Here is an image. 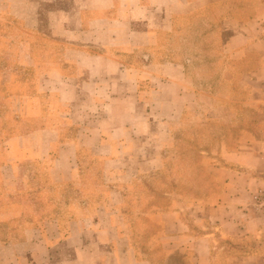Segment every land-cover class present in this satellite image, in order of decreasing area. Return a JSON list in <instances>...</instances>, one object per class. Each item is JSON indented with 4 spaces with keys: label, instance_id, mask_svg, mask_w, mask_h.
<instances>
[{
    "label": "crops",
    "instance_id": "crops-1",
    "mask_svg": "<svg viewBox=\"0 0 264 264\" xmlns=\"http://www.w3.org/2000/svg\"><path fill=\"white\" fill-rule=\"evenodd\" d=\"M0 1L24 28L46 29L42 39L58 44L57 52L43 54L42 71L58 77L65 85L61 90L71 93L65 100L72 103L63 105L82 109L85 119L68 144L78 164L87 145L90 157L103 159L105 175L114 171L130 178L159 168V141L202 138L216 141L219 163L210 169L216 191L200 196L175 193L168 212L148 215L138 210L163 228L149 235L146 244L137 235L132 242L127 224H112L110 215H123L125 204L142 199H128L122 192L127 184H111L106 187L113 190L103 198L84 200L95 203L79 218L88 221L87 227L79 221L77 231H25L21 241L0 240V264H175L176 259L180 264H261L249 253L230 254L224 245L242 232L246 178L256 168L244 158L264 156V138L255 144L250 125L242 122V112L251 108V79L264 69L243 72L240 67L256 46V19H228L224 28L232 30L226 44L230 60L223 67L232 78L223 70L204 87L192 76L189 63L194 57L170 53L161 61L156 47L165 35L176 41L190 28V17L224 0ZM26 55L33 64L32 54ZM196 108L214 118L208 123H227L229 129L210 136L177 133L176 126ZM102 216L110 219L108 227L100 222Z\"/></svg>",
    "mask_w": 264,
    "mask_h": 264
},
{
    "label": "rangeland",
    "instance_id": "rangeland-1",
    "mask_svg": "<svg viewBox=\"0 0 264 264\" xmlns=\"http://www.w3.org/2000/svg\"><path fill=\"white\" fill-rule=\"evenodd\" d=\"M1 3V242L21 241L25 231H77L80 229L79 221L87 227L88 221L79 218L85 214V209L94 207L95 203H84V200H97L106 196L108 191L113 190L106 185L127 184L122 189L124 195L130 200L142 199V202L125 204L123 215L115 212L110 215L111 221L120 228L127 224L132 242H135L137 235V240H144L146 244L149 235L163 230L148 215L168 212L172 199L177 197L175 193L200 196L218 189L210 170L212 165L219 164L216 160L218 146L211 138L178 140L176 144L159 141L160 148L156 150L160 149L161 157L155 161L159 168L140 172L139 176L130 178L129 175L121 177L114 171L105 175L102 171L103 159L90 157L87 145H83L80 150L81 162L78 164L72 157L73 148L68 144L74 141L85 119L81 114L82 109L63 105V102L72 103L65 100L67 96L70 98L71 93L62 91L65 85L58 77L44 76L42 71L43 54L57 52L58 44L42 39L46 29L24 28L18 19L1 8ZM232 17L242 21H257V25L252 27L256 46L248 58L241 62L243 72L264 68V0L212 3L202 13L190 17V28L176 41H170L165 35L156 47L158 59H167L170 53L177 57L186 54L194 57L189 63L192 76L204 87H209L216 78L221 77L223 70L228 79L232 78V72L226 71V66L223 67L230 60L226 44L232 36V30L224 26ZM28 53L34 57L33 64L26 58ZM249 90L251 108L242 112V122L250 125L253 142L257 144L263 140L264 132V69L261 75L256 78L253 76ZM191 112L186 121L176 126L180 135L210 136L229 129L227 123H223V127L213 125L214 120L208 123L214 118L199 108ZM255 150L258 152L259 148ZM255 157L244 158L245 164L250 163L256 168L251 178H246L244 191L248 202L242 205V232L235 240L224 242V245L230 254L249 253L262 264L264 156ZM114 163L116 161L111 165ZM116 165L113 167L116 168ZM131 178L133 182H125ZM139 209L148 215L138 213ZM137 216L142 221H138ZM106 221L110 224V219L102 216L100 222L104 227L106 224L108 227ZM123 243H126L124 239ZM175 264H180V260L176 259Z\"/></svg>",
    "mask_w": 264,
    "mask_h": 264
},
{
    "label": "built area",
    "instance_id": "built-area-1",
    "mask_svg": "<svg viewBox=\"0 0 264 264\" xmlns=\"http://www.w3.org/2000/svg\"><path fill=\"white\" fill-rule=\"evenodd\" d=\"M263 138H264V132H263Z\"/></svg>",
    "mask_w": 264,
    "mask_h": 264
}]
</instances>
